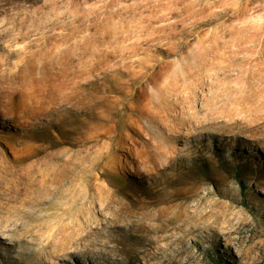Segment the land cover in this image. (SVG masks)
<instances>
[{
	"label": "rangeland",
	"instance_id": "1",
	"mask_svg": "<svg viewBox=\"0 0 264 264\" xmlns=\"http://www.w3.org/2000/svg\"><path fill=\"white\" fill-rule=\"evenodd\" d=\"M0 264H264V0H0Z\"/></svg>",
	"mask_w": 264,
	"mask_h": 264
}]
</instances>
